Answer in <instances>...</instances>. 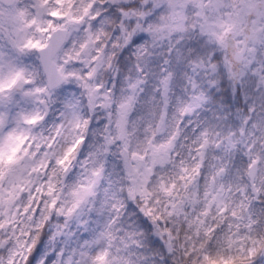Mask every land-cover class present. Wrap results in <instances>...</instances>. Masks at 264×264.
<instances>
[{
	"label": "clouds",
	"instance_id": "clouds-1",
	"mask_svg": "<svg viewBox=\"0 0 264 264\" xmlns=\"http://www.w3.org/2000/svg\"><path fill=\"white\" fill-rule=\"evenodd\" d=\"M0 264H264V0H0Z\"/></svg>",
	"mask_w": 264,
	"mask_h": 264
}]
</instances>
